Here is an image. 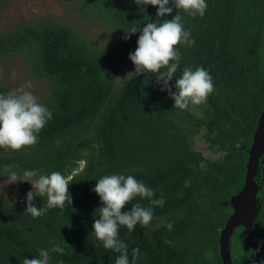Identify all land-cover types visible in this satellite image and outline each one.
<instances>
[{
    "label": "trees",
    "instance_id": "trees-1",
    "mask_svg": "<svg viewBox=\"0 0 264 264\" xmlns=\"http://www.w3.org/2000/svg\"><path fill=\"white\" fill-rule=\"evenodd\" d=\"M207 5L202 17L175 8L169 14L179 11L194 38L190 47L176 46L181 54L176 75L186 65L203 66L214 84L204 102L186 109L173 106L155 74L138 75L133 66L122 76L139 35L124 40L125 30L167 18H156V6L150 16L145 0H83L81 8L89 7L105 24L108 37L101 43L52 15L20 19L0 32V59L24 51L31 73L47 79L39 102L53 114L35 144L18 150L0 146V177L12 168L60 171L70 178L72 196L63 209L35 218L24 213V199L0 202V264H23V257L53 245L64 252H50V264H114L119 253L91 233L100 206L91 188L114 172L134 175L155 190L153 198L164 199L162 206L150 205L149 198L137 196L125 206L140 202L154 209L149 224L138 223L131 232L119 228L131 264H223L220 233L233 211L230 197L243 186L264 105V0H207ZM11 90L0 82V93ZM199 134L219 156L205 157L195 147ZM255 181L258 208L248 232L243 225L233 229L232 264L264 261V153ZM33 203L46 205V198ZM134 248L139 251L132 261Z\"/></svg>",
    "mask_w": 264,
    "mask_h": 264
},
{
    "label": "clouds",
    "instance_id": "clouds-1",
    "mask_svg": "<svg viewBox=\"0 0 264 264\" xmlns=\"http://www.w3.org/2000/svg\"><path fill=\"white\" fill-rule=\"evenodd\" d=\"M145 3L156 6V18H167L160 22L149 19L142 26L125 30L122 36L124 40L130 39L129 34L139 32L137 46L128 53V58L134 64L133 72L138 75L146 71L155 74L156 84L172 98L174 107L186 109L190 104L204 102L214 89L212 76L203 66L193 68L191 65L184 66L180 74L176 75L181 62L180 49L176 46L190 47L194 44V38L184 26L179 11L171 18L169 14L175 8L182 9L189 16L202 17L208 6L207 0H171V5L170 0H145ZM52 115L51 109L40 103L31 91L18 89L0 93V146L18 150L35 144L38 133L52 119ZM5 177L8 183L21 181L31 185L24 197V213L33 218L44 215L50 208L63 209L65 202L72 203L68 191L70 178L60 171L44 173L35 168H12ZM91 191L100 199V206L97 207L99 214L93 220L91 233L105 249L119 253L114 264H131L128 246L119 237V228L126 226L131 232L138 223L149 224L154 209L140 202L132 203L130 208L125 206L137 196L149 198L150 205L162 206L163 197L153 198L155 190L152 187L124 172L101 175L95 180ZM35 197L46 198V205L42 203L37 206L33 203ZM168 227L171 228V225ZM132 251L134 261L139 249L134 248ZM50 252L63 253L64 248L59 245H53L51 249L40 248L38 255L23 257V264H50ZM59 264H63V261H59ZM260 264H264V261H260Z\"/></svg>",
    "mask_w": 264,
    "mask_h": 264
},
{
    "label": "rangeland",
    "instance_id": "rangeland-1",
    "mask_svg": "<svg viewBox=\"0 0 264 264\" xmlns=\"http://www.w3.org/2000/svg\"><path fill=\"white\" fill-rule=\"evenodd\" d=\"M83 0H7L0 5V32L11 30L20 20H33L35 17L52 15L57 20L68 23L77 28L93 44L103 42L108 34L105 24L91 14L89 7L81 8ZM149 15H152L154 5L147 4ZM134 64L130 61L126 76ZM118 76V84L121 77ZM0 82L11 87L12 90L24 89L31 91L41 101L47 91V79L36 78L30 71L24 58V51L0 59ZM201 114L200 107L194 109ZM194 145L202 151L205 157L216 158L218 153L211 151L201 136L196 135ZM81 164L83 162L81 161ZM31 185L28 182L17 181L8 183L5 176L0 177V202L14 199H24Z\"/></svg>",
    "mask_w": 264,
    "mask_h": 264
},
{
    "label": "water",
    "instance_id": "water-1",
    "mask_svg": "<svg viewBox=\"0 0 264 264\" xmlns=\"http://www.w3.org/2000/svg\"><path fill=\"white\" fill-rule=\"evenodd\" d=\"M264 153V105L254 130L252 142L248 151L244 183L241 189L230 197L232 213L227 218L219 237V249L223 264H232L229 239L233 229L243 225L248 232L253 224L255 213L258 208V184L255 181L259 161Z\"/></svg>",
    "mask_w": 264,
    "mask_h": 264
}]
</instances>
